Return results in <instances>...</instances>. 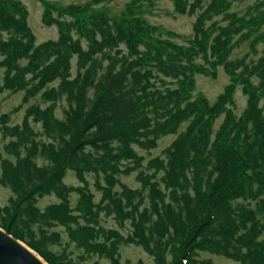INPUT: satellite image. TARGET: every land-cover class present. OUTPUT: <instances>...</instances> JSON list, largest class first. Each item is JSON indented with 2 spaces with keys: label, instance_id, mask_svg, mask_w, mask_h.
<instances>
[{
  "label": "trees",
  "instance_id": "1",
  "mask_svg": "<svg viewBox=\"0 0 264 264\" xmlns=\"http://www.w3.org/2000/svg\"><path fill=\"white\" fill-rule=\"evenodd\" d=\"M173 1L178 12L196 13L187 45L157 39L153 27L136 17L111 25L101 15L61 21L45 13L59 36L33 47L25 9L16 0H0V92L23 90L24 101L41 92L51 101L44 108L29 106L21 125L0 116V132L10 137L4 150L11 156L0 153V181L13 194L0 207V228L48 264H81L51 250L59 235L48 229L58 225L83 253L108 264H120V244L141 246L156 264H214L200 259V250L264 264V55L256 61L230 57L264 18L237 17L228 12V0ZM9 27L13 35L2 38ZM75 34L86 39V47ZM219 66L229 82L216 101L192 99L193 75L215 76ZM238 86L246 106L236 117L230 105ZM61 98L64 117L58 118L54 107ZM29 116L40 123V133ZM168 134L176 137L164 157L148 162L150 172H138L141 187L122 184L121 174L141 166L132 146L151 148ZM68 171L79 184L64 182ZM86 174L95 177L98 202ZM72 193L78 196L75 207ZM50 194L59 202L39 209L38 200ZM102 212L120 226L126 220L131 231L123 235L102 226Z\"/></svg>",
  "mask_w": 264,
  "mask_h": 264
},
{
  "label": "rangeland",
  "instance_id": "2",
  "mask_svg": "<svg viewBox=\"0 0 264 264\" xmlns=\"http://www.w3.org/2000/svg\"><path fill=\"white\" fill-rule=\"evenodd\" d=\"M24 7L26 11V26L28 27L33 38V47L38 46L47 41H54L58 38L60 30L57 24L52 22H45L44 15H50L56 20H70L74 17L81 19H88L92 16H104L108 19L111 25H120L125 19L132 20L133 17L143 20L146 25L153 27L154 37L163 41L170 42L176 45H187L189 39L192 38L193 23L196 18L195 14H182L176 10L173 0H16ZM228 12L234 13L237 17H263L264 18V0H228ZM6 9L13 11V8L5 5ZM88 24V23H87ZM245 31V28L242 29ZM252 35L243 40L233 48L231 56L233 59L246 56L256 61L264 55V39L260 34H264V23L259 25L258 30L253 31ZM13 35L12 28H7L2 31L1 37L8 39ZM75 37L81 40V43L86 47L87 41L84 37L75 34ZM3 56L0 55V59ZM197 63H201L200 58L195 59ZM23 63L25 60L22 61ZM72 75L76 72V58L71 59ZM156 73V72H155ZM158 74V73H156ZM159 77L163 78L160 74ZM194 87L192 90V99L197 96L204 97L210 104L216 101L217 96L223 91L224 86L229 82V77L225 70L219 66L215 76L196 72L193 75ZM3 80V68L0 67V83ZM58 81H54L52 85H57ZM156 85L162 88L160 81L156 80ZM25 91L19 90L12 92L5 90L0 92V116L7 115V123L9 125H21L24 119L26 109L31 105H36L44 108L50 104L43 98L41 92L29 97L26 101L23 100ZM234 104L230 105L236 117H239L246 106V95L242 93L241 87L238 86L233 95ZM65 101L61 99L55 102L54 115L58 118H63V108ZM222 117L215 120L214 127H217L221 122ZM28 122L35 131L42 130L39 122L34 123L31 116L28 117ZM187 121L182 123L179 131L184 130ZM176 134H168L162 136L156 142V145L151 148H142L138 145H133L137 155L142 159L141 166L131 171L127 175L121 174L119 179L122 184L131 188L139 189L141 182L137 178L140 170L150 172L147 170L148 162L155 157H164L163 150L170 145L174 140ZM42 139L46 137L41 134ZM10 137H4L0 132V153L1 156L11 158L5 150L4 146L9 141ZM39 163L43 160L38 159ZM131 164V163H130ZM1 177V168H0ZM89 182V191L93 194V200L98 202L101 198V193L97 191L94 186L95 177L92 174H86ZM103 182V179H100ZM64 182L67 184L77 185L78 179L72 171H68L64 177ZM119 190V187H116ZM13 195L10 188L1 184L0 181V207L8 203V198ZM77 194L70 195V203L75 207L77 202ZM249 201L250 205L254 207L253 200ZM59 199L55 194L44 195L37 202V207L43 210L47 205L58 203ZM143 207V206H141ZM264 220V218L262 217ZM98 222L110 229H116L123 235L131 231L129 223L125 220V225L120 226L112 214L100 213ZM49 233H57L59 235V242L50 246L55 253H65L75 261L81 264H108V260L99 255H88L83 253L81 247L77 246L69 237L66 229L61 226H54L48 229ZM119 262L120 264H138L141 261L143 264H156L152 256L147 254L141 246L134 244H120L119 245ZM82 255L85 258L82 259ZM200 259H210L214 264H240L239 262L227 258L221 254H215L207 250H200L198 252ZM48 264V263H46Z\"/></svg>",
  "mask_w": 264,
  "mask_h": 264
},
{
  "label": "water",
  "instance_id": "3",
  "mask_svg": "<svg viewBox=\"0 0 264 264\" xmlns=\"http://www.w3.org/2000/svg\"><path fill=\"white\" fill-rule=\"evenodd\" d=\"M0 264H46L0 228Z\"/></svg>",
  "mask_w": 264,
  "mask_h": 264
},
{
  "label": "bare ground",
  "instance_id": "4",
  "mask_svg": "<svg viewBox=\"0 0 264 264\" xmlns=\"http://www.w3.org/2000/svg\"><path fill=\"white\" fill-rule=\"evenodd\" d=\"M24 8V7H23ZM2 229V228H1ZM3 230V229H2ZM4 231V230H3ZM5 232V231H4ZM8 234V233H7ZM10 235V234H9ZM15 239V238H14ZM17 240V239H16ZM19 241V240H18ZM21 242V241H20ZM22 244H24L23 242H21ZM24 246L26 247V248H28L34 255H36L42 262H44L45 263V261L42 259V257H40L34 250H32V249H30L28 246H26L25 244H24Z\"/></svg>",
  "mask_w": 264,
  "mask_h": 264
}]
</instances>
